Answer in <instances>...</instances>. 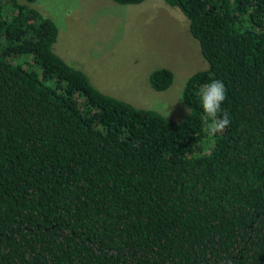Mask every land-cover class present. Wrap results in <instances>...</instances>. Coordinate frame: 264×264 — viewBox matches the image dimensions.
I'll list each match as a JSON object with an SVG mask.
<instances>
[{
  "label": "trees",
  "instance_id": "16d2710c",
  "mask_svg": "<svg viewBox=\"0 0 264 264\" xmlns=\"http://www.w3.org/2000/svg\"><path fill=\"white\" fill-rule=\"evenodd\" d=\"M34 1L0 0V264H264V0H162L208 64L180 124L99 92ZM212 80L231 119L215 136Z\"/></svg>",
  "mask_w": 264,
  "mask_h": 264
},
{
  "label": "rangeland",
  "instance_id": "374dc122",
  "mask_svg": "<svg viewBox=\"0 0 264 264\" xmlns=\"http://www.w3.org/2000/svg\"><path fill=\"white\" fill-rule=\"evenodd\" d=\"M32 7L57 28L53 52L83 72L99 92L134 108L157 112L176 124L189 114L181 97L183 87L208 64L189 33L188 20L177 8L162 0L137 5L111 0H35ZM162 68L172 72L173 83L157 92L148 77Z\"/></svg>",
  "mask_w": 264,
  "mask_h": 264
},
{
  "label": "clouds",
  "instance_id": "9594fccd",
  "mask_svg": "<svg viewBox=\"0 0 264 264\" xmlns=\"http://www.w3.org/2000/svg\"><path fill=\"white\" fill-rule=\"evenodd\" d=\"M199 97L207 120L206 132L211 136L223 133L231 124L227 111L222 108L227 98L225 84L221 80H212L201 88ZM187 111L190 113V108Z\"/></svg>",
  "mask_w": 264,
  "mask_h": 264
}]
</instances>
